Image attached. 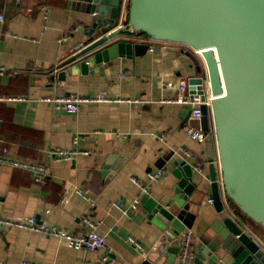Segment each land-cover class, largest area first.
<instances>
[{
  "label": "crops",
  "instance_id": "crops-1",
  "mask_svg": "<svg viewBox=\"0 0 264 264\" xmlns=\"http://www.w3.org/2000/svg\"><path fill=\"white\" fill-rule=\"evenodd\" d=\"M83 4L0 0V96L23 98L0 102V220L32 216L79 234L82 218L90 216L106 236V245L98 251L69 248L63 240L0 222V264H95L107 252L109 264H141L158 245L163 227L150 218L131 177L148 186L147 196L162 203L174 194L173 160L194 166V182L203 194L181 202L192 248L216 235L212 224L218 217L207 199L205 146L186 135L190 107L163 102L176 99L180 82L203 76L201 62L194 64L188 48L175 45V51L169 49L172 45L154 43L141 55L92 65L86 74L78 67L70 73L69 64H62L87 40L91 24ZM61 72L64 77L59 78ZM72 94H104L110 101L83 103L77 112L56 110L42 101ZM56 150L79 153L56 160ZM10 160L41 165L43 180L35 181L31 170L12 166ZM197 162L201 170L195 168ZM158 170L164 175L151 180L149 173ZM74 187L82 188L88 200L72 193L60 204L64 189ZM243 218L264 241V230ZM178 258L179 249L173 264ZM159 263L165 264L163 256Z\"/></svg>",
  "mask_w": 264,
  "mask_h": 264
},
{
  "label": "water",
  "instance_id": "water-1",
  "mask_svg": "<svg viewBox=\"0 0 264 264\" xmlns=\"http://www.w3.org/2000/svg\"><path fill=\"white\" fill-rule=\"evenodd\" d=\"M82 1L92 18L87 40L62 64H69L70 73L78 67L86 74L92 65L143 54L149 44L126 38L132 33L186 47L194 64L200 61L204 69L203 76L187 80V90L203 101L207 81L213 96L214 137L207 135L203 143L207 199L218 219L212 224L215 237L191 247L187 264H264V249L223 210L216 180L218 169L228 201L264 230V0H127L122 20V0ZM176 46L169 49L178 51ZM201 110V128L208 131V109L201 105ZM173 166V196L161 203L141 195L150 218L163 227L158 245L141 264H160L162 256L165 264L174 263L177 237L186 227L181 202L203 196L194 182V166L185 160H173Z\"/></svg>",
  "mask_w": 264,
  "mask_h": 264
},
{
  "label": "built area",
  "instance_id": "built-area-1",
  "mask_svg": "<svg viewBox=\"0 0 264 264\" xmlns=\"http://www.w3.org/2000/svg\"><path fill=\"white\" fill-rule=\"evenodd\" d=\"M19 1V0H17ZM127 0H122V9L120 14V19H123V14L125 13V4ZM3 19V16L0 14V20ZM126 38L133 40L137 43H147L149 46L154 43H160L163 45H172L169 42L163 41H155L141 34L132 33L131 35L126 36ZM198 54V53H197ZM4 69L0 67V74H3ZM187 82L182 81L178 85V95L176 99H165L163 102H173L185 104L190 107V114L188 117L189 123L186 126V135L193 141L198 143H203L206 136L210 135L212 138L214 137L213 126L211 123L210 116V106L213 96L210 93L209 85L207 81L202 84V90L204 92V100H200V96L197 94L187 95ZM23 100L20 96H0V102H15ZM42 101L51 103L56 110H64L69 112H77L83 103H98V102H108L110 99L104 94L98 96H82V95H66V96H54L51 98H44ZM201 105H205L208 109V120H209V129L208 131H204L201 128L200 119L202 116ZM78 136H75L74 142H77ZM77 150L70 151H62L56 150L52 153L53 157L56 160H68L73 157V155L78 154ZM83 154H87V152H82ZM2 160V159H0ZM9 164L15 167L29 169L34 174V179L37 182H41L43 180V168L38 164H31L26 161H8ZM195 167L198 170H201L200 164L197 162ZM163 170H158L156 172H150L149 177L151 180L156 181L158 178L164 175ZM217 184L219 188V196L222 202L223 210L228 214L230 218L242 229L243 232L248 234L260 247L264 249V241L259 239L255 232L250 228L248 222L243 218V216L232 206V204L228 201L223 185L221 183L220 173L217 169ZM131 181L140 187L142 195L148 194V186L143 185L140 180L131 177ZM77 194L84 199L88 200V196L84 192V190L80 187L74 188H65L60 204H66L68 202V197L70 194ZM139 203V201H137ZM123 214L128 215L129 211L127 209L120 208ZM1 223L13 226L16 228H20L23 230L31 231V232H39L45 234L46 236L55 237L59 240H63L69 248L81 249L85 251H98L106 245V236L100 234L97 231L98 223L92 220L90 216H84L82 218L83 223V231L79 234H73L60 228L53 224H47L38 221L35 217H28L25 220L21 221H8V220H0ZM128 242L134 247H139V243L132 237L128 238ZM192 247V233L190 230H183L181 232L180 240H179V258L176 264H187L190 250ZM95 264H109L108 252L96 261Z\"/></svg>",
  "mask_w": 264,
  "mask_h": 264
},
{
  "label": "rangeland",
  "instance_id": "rangeland-1",
  "mask_svg": "<svg viewBox=\"0 0 264 264\" xmlns=\"http://www.w3.org/2000/svg\"><path fill=\"white\" fill-rule=\"evenodd\" d=\"M235 209L237 210V208L235 207Z\"/></svg>",
  "mask_w": 264,
  "mask_h": 264
},
{
  "label": "trees",
  "instance_id": "trees-1",
  "mask_svg": "<svg viewBox=\"0 0 264 264\" xmlns=\"http://www.w3.org/2000/svg\"><path fill=\"white\" fill-rule=\"evenodd\" d=\"M183 48H186V47H183ZM187 49V48H186Z\"/></svg>",
  "mask_w": 264,
  "mask_h": 264
}]
</instances>
